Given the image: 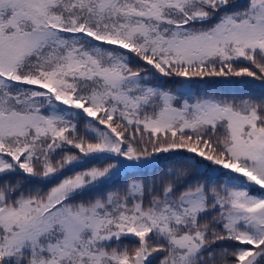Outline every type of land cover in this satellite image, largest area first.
Returning <instances> with one entry per match:
<instances>
[{"label":"snow or ice","instance_id":"obj_1","mask_svg":"<svg viewBox=\"0 0 264 264\" xmlns=\"http://www.w3.org/2000/svg\"><path fill=\"white\" fill-rule=\"evenodd\" d=\"M0 264H264V0H0Z\"/></svg>","mask_w":264,"mask_h":264}]
</instances>
